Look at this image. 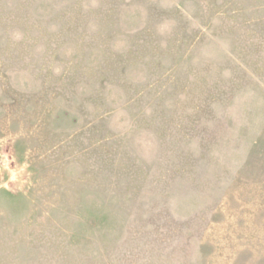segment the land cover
Segmentation results:
<instances>
[{
    "label": "rangeland",
    "instance_id": "rangeland-1",
    "mask_svg": "<svg viewBox=\"0 0 264 264\" xmlns=\"http://www.w3.org/2000/svg\"><path fill=\"white\" fill-rule=\"evenodd\" d=\"M0 264H264V0H0Z\"/></svg>",
    "mask_w": 264,
    "mask_h": 264
}]
</instances>
